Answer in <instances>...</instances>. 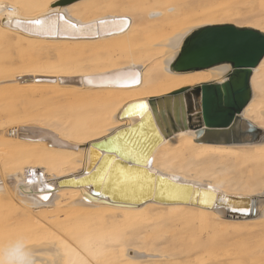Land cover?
Returning <instances> with one entry per match:
<instances>
[{"label": "bare ground", "instance_id": "bare-ground-1", "mask_svg": "<svg viewBox=\"0 0 264 264\" xmlns=\"http://www.w3.org/2000/svg\"><path fill=\"white\" fill-rule=\"evenodd\" d=\"M33 2L0 0V41L57 59L71 53L67 58L78 67L53 70L52 82L19 83L23 90L51 92V98L68 107L60 115L26 112L0 133V150L16 147L8 151L14 157L0 178V264H144L147 259L161 258V254L152 248L139 251L135 243L153 244L158 237L165 241L161 231L167 221H196L236 234L256 222L264 225V55L252 69L251 95L240 113L243 125L246 120L260 128L259 139L206 143L198 141L197 131L189 127L164 135L156 122V116L159 121L162 117L169 121L166 106L171 113L175 99L178 112L181 106L186 111L184 92L176 96L172 92L181 88L189 92L200 83L225 79L229 63L188 71L174 70L171 63L185 36L199 26L226 23V14H210L207 0H42L38 10L29 7ZM108 7L114 10L104 12ZM55 13H62L77 27H68L65 20L54 16L43 27L29 22ZM90 22L98 27L85 26ZM247 26L264 31L260 22ZM97 29L98 34L92 36ZM48 31L57 34L49 35ZM30 61L8 79L0 80L2 88L11 89L15 76L27 71ZM132 73L139 74L138 85L124 79L117 82L118 75ZM136 101L146 102L148 107L142 109L146 110L142 121L133 125L140 119L141 103L119 114L125 105ZM11 116L9 111L0 113V124ZM145 124L154 125L151 131L156 130L159 137L151 133L146 141H140L134 158L122 135L133 131L136 137L139 134L138 140L144 138L149 132ZM127 126L131 127L109 138L106 145L94 143ZM103 147L139 161L155 174L207 187L228 198L247 196L250 203L231 206L220 201L207 206L188 202L190 192L185 200L164 202L153 198V186L142 195L143 201L112 200L100 193L91 194L90 180L58 183L92 170ZM106 169L96 174L98 186ZM139 182L134 188L112 185H118L119 190H114L121 196H135L141 190L142 176ZM44 195L48 200L42 199ZM176 196L180 195L171 193V197ZM195 197L201 201L206 198L200 192ZM242 207L247 209L241 211ZM148 219L158 223L145 243L146 234L139 229Z\"/></svg>", "mask_w": 264, "mask_h": 264}, {"label": "water", "instance_id": "water-1", "mask_svg": "<svg viewBox=\"0 0 264 264\" xmlns=\"http://www.w3.org/2000/svg\"><path fill=\"white\" fill-rule=\"evenodd\" d=\"M85 26H91L92 29H95L98 27V23L90 22L85 24ZM205 29L218 30V34L225 37L234 35L232 30L237 29L239 32V39L233 42L224 40L214 44L204 43V37L209 35L208 32L203 31ZM96 31L97 32L91 35H97L98 29ZM193 33H199V35L193 36L191 40H188V37ZM194 47L198 49L199 54L193 59L189 57L188 53L192 51ZM182 52L184 53L183 56L180 55ZM263 55L264 31L257 28L226 22L207 24L192 30L183 39L180 49L171 63V68L177 71H188L208 68L219 63H229L231 69L221 82L207 81L194 86L189 92H187L186 88H181L172 92V96L180 95L184 92L183 102L185 101L186 111H183V107L181 106L180 113L178 112L176 99L173 101V111L171 113L166 106L169 121L165 122V119L162 117L161 122L156 116V122L161 132L167 135L179 128L189 127L197 131L198 141L206 143L227 144L235 142H253L259 139L261 134L260 128L249 124L246 120V125H243L241 123L240 113L251 95L250 76L252 69L259 63ZM140 103H142V101L128 103L122 108L119 115L126 112L130 106ZM140 111V119L134 122L133 125L142 121V118L145 116L146 110L142 112V108H140ZM143 126L149 131L144 138L142 137L138 140L139 134L136 137V132L133 133V131L131 133L125 131L122 135V137L124 136L123 140L127 138L124 144L128 143L127 146L129 148H127V150H130L134 158H136V152L141 148L139 147L140 141H146L148 135L151 133L159 137L156 130L151 131V129L155 127L154 125L146 126L145 124ZM130 127L131 126H127L116 130L113 134L94 143L98 146L100 144L106 145L109 138ZM131 136L132 138L130 139ZM123 146L125 147V145ZM149 146H151V143L148 147ZM120 148H123L122 145ZM103 149L104 152L92 170L74 179L71 177L60 179L58 183L62 181H69V183H72V180L77 181L79 179H83L80 180V182L90 180L91 194L97 195L100 193L102 196L112 200L116 197L123 200L140 199L143 201L142 195L148 193L149 189L153 186V198L163 199V201L170 199L185 200L187 192H190L187 200L188 202L203 203L207 206H210L212 203L215 205L220 201L231 206L235 204L249 205L250 203L247 196H229V198L225 196V200L222 201L219 199V197H221L220 193L214 191L215 195L210 194L213 191L210 188L171 180L170 178L155 174L148 170L142 163V165H139V161L135 159L125 158L117 150L110 151L105 147H103ZM115 153L117 155L112 158ZM108 162L109 164L107 165ZM106 166L105 175L101 181V185L98 186L96 174L102 172V169ZM139 176H142L141 190L138 191L135 196H121L119 191L114 190H119V187L118 185H112L113 182L119 185H128V187L132 185V188H134L140 183ZM97 188H99V190H97ZM196 192L202 193L206 198L203 201L199 200L195 197ZM171 193H177V195L180 196L171 197ZM242 208L247 209V207ZM249 209L254 212L252 206H250ZM230 213L234 214V212Z\"/></svg>", "mask_w": 264, "mask_h": 264}, {"label": "rangeland", "instance_id": "rangeland-1", "mask_svg": "<svg viewBox=\"0 0 264 264\" xmlns=\"http://www.w3.org/2000/svg\"><path fill=\"white\" fill-rule=\"evenodd\" d=\"M207 2L210 14L221 12L226 14L225 22L241 26H247L251 22H260L261 25H264V0H207ZM41 4L42 0H35V2L28 5L38 10ZM90 6L92 4L88 5V7ZM113 10V7H108L103 11L111 12ZM9 44L0 41V71L1 69L3 71L0 72V80L8 79L26 61L29 59L31 61L30 64H27V66L29 65L27 71L20 72L15 76V83L17 84L11 83V89H3L4 84L0 83V113L3 111L12 112V116L0 124V133L6 128L7 123L19 119L26 112L29 115L36 113L60 115L64 113L68 104L56 98H51L50 95H53L51 92L23 90L19 83L33 82L32 80L34 82H52L55 79L52 74L53 70L59 69L61 66H70L69 68H71L72 65L78 67L75 62L67 58L70 55L72 56L71 53L67 57L61 56L57 59L53 55L47 57L48 55L43 53L34 52L30 54L21 45L11 46L13 42H9ZM72 52L76 53V51ZM27 54H30V56L28 57ZM42 63L50 66L43 68L39 66ZM35 78L43 79L36 80ZM12 149H16V147L12 145L3 147L0 150L1 179L4 178L5 170L11 166L14 155L8 153V151ZM146 222L148 224L144 222L139 229V231L146 234L147 238L143 235L146 238L145 241L143 240L145 243L150 241L152 229L158 221L154 220L152 222L151 219H148ZM257 223L246 227V231L243 228L242 231L236 234V232H219L210 226H201L196 221L183 224L167 221L163 225V228H166V235L162 233L163 228L161 231V236L164 235L165 239H163L165 241H160L158 237V240H153V244L147 242L145 249L144 245L146 244L139 243V241L135 243L134 247L139 251H150L149 249L152 248L153 251L161 254V258L147 259L144 264L150 262H152L150 264H264V225Z\"/></svg>", "mask_w": 264, "mask_h": 264}, {"label": "snow or ice", "instance_id": "snow-or-ice-1", "mask_svg": "<svg viewBox=\"0 0 264 264\" xmlns=\"http://www.w3.org/2000/svg\"><path fill=\"white\" fill-rule=\"evenodd\" d=\"M52 16H54L55 18L57 19H60V20H65V17L62 13H55V14H51L49 17H46V18H37L35 20H32V21H29L30 23H33L37 26H41L43 27L46 23H48L51 19H52ZM11 23V21H10ZM17 24L20 23V21H17L16 22ZM65 23L68 24V27H71V28H76L77 25L75 24H70L68 23V21L65 20ZM203 31H206L209 33L208 36L204 37V43H208V44H214V43H217V42H221V41H224V40H227L229 42H233V41H236L239 39V32L237 29H233L232 32L234 33V35H231V36H221L218 34V30H213V29H205ZM48 34L49 35H54V34H57L55 31H48ZM196 35H199V33H193L192 35H190L188 37V40H191L193 38V36H196ZM187 43V42H186ZM199 54L198 52V49H196L195 47L193 48L192 51H190L188 53L189 57L190 58H195L197 55ZM180 55H184V53H180ZM120 79H124L126 83H130L131 85H138L140 83V79H139V74L138 73H132V74H129V75H126V76H121V75H118V78H117V82H119ZM140 108H147L148 105L146 102H143L139 105ZM31 182V181H30ZM50 187V185L48 186ZM211 195H215V192L214 190L212 191V193H210ZM48 195H44L42 197V199L44 200H48ZM221 200L224 201L225 200V197L224 196H221ZM233 210H236V209H233ZM241 211H245L246 209H240Z\"/></svg>", "mask_w": 264, "mask_h": 264}]
</instances>
